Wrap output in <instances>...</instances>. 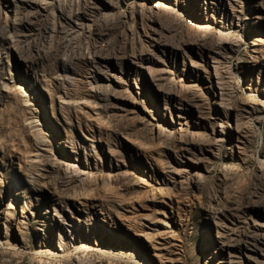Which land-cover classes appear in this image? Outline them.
Returning a JSON list of instances; mask_svg holds the SVG:
<instances>
[{
  "label": "rangeland",
  "instance_id": "rangeland-1",
  "mask_svg": "<svg viewBox=\"0 0 264 264\" xmlns=\"http://www.w3.org/2000/svg\"><path fill=\"white\" fill-rule=\"evenodd\" d=\"M0 264H264V0H0Z\"/></svg>",
  "mask_w": 264,
  "mask_h": 264
},
{
  "label": "bare ground",
  "instance_id": "bare-ground-1",
  "mask_svg": "<svg viewBox=\"0 0 264 264\" xmlns=\"http://www.w3.org/2000/svg\"><path fill=\"white\" fill-rule=\"evenodd\" d=\"M104 214V213H103Z\"/></svg>",
  "mask_w": 264,
  "mask_h": 264
}]
</instances>
